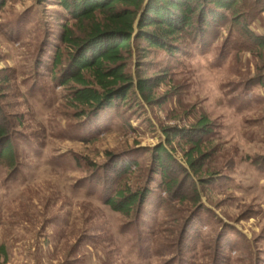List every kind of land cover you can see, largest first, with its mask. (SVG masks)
Here are the masks:
<instances>
[{"label":"rangeland","instance_id":"1","mask_svg":"<svg viewBox=\"0 0 264 264\" xmlns=\"http://www.w3.org/2000/svg\"><path fill=\"white\" fill-rule=\"evenodd\" d=\"M65 22L73 23L55 0L0 7V118L11 122L17 150L14 169L0 161V264H264V168L252 163L264 162V87H247L264 71V50L241 38L235 46L229 26L206 48L185 42L175 56L151 50L139 59L134 50L129 71L155 78L153 103L138 94L129 106L80 118L59 84L69 57L59 41ZM256 26L264 33V11ZM204 116L210 156L195 177L216 179L200 184L206 223L179 252L194 209L168 204L150 150L167 144L187 163L189 145L180 137L170 145L164 129L187 130ZM124 155L137 165L117 179ZM106 179L114 189L149 188L141 212L126 217L104 205Z\"/></svg>","mask_w":264,"mask_h":264},{"label":"trees","instance_id":"2","mask_svg":"<svg viewBox=\"0 0 264 264\" xmlns=\"http://www.w3.org/2000/svg\"><path fill=\"white\" fill-rule=\"evenodd\" d=\"M55 1H58L73 22H65L59 36L60 43L69 54L59 84L69 90L68 102L77 110L80 118L96 117L105 110L129 106L131 96L137 98L138 94L147 104L153 103L155 78L136 80L129 71L134 50L139 59L147 58L151 50H163L175 56L183 52L185 42L186 45L206 48L219 38L222 28L229 26L230 31L237 34L235 46L240 44L241 38L252 46V50L263 55L264 33L259 31L256 21L264 11V0H255L250 8L245 6V0ZM5 2L6 0H0V7ZM61 61L62 54L57 51L55 65H59ZM3 83L0 79V89ZM256 86L264 87V71L247 83L248 88ZM139 105L137 102L133 107ZM1 114L3 115V111L0 103ZM164 132L170 145L176 137L189 145L188 150L184 151L187 163L178 161L167 144H160L150 150L155 167L152 173L161 175L160 188L167 194L168 204L172 200L187 201L194 209L179 234L180 252V246L186 245L206 223V206L202 203L199 186L202 184L206 188L216 178L198 180L195 176L202 173L201 161L210 156L203 148L210 144L206 138L213 133V128L204 116L187 130L166 128ZM13 133L11 122L5 116L1 117L0 161L14 169L17 166V150L13 144ZM116 163L122 168L116 174L117 179L127 177L137 165L134 159L126 158V155L118 158ZM252 163L259 169L264 168V162L253 160ZM100 172L106 174L104 168ZM110 182L106 179L104 185L106 193L108 192L104 205L126 217L140 213L150 196V189L124 190L118 183H114V189ZM188 182L191 183V188L188 193L183 194ZM1 250L6 256L4 246Z\"/></svg>","mask_w":264,"mask_h":264}]
</instances>
